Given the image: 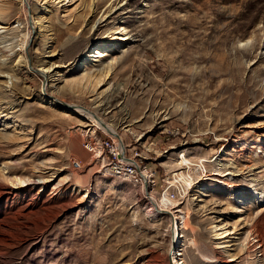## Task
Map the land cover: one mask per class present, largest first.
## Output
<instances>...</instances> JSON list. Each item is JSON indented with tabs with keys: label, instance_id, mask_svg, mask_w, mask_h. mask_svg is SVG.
Returning a JSON list of instances; mask_svg holds the SVG:
<instances>
[{
	"label": "rangeland",
	"instance_id": "rangeland-1",
	"mask_svg": "<svg viewBox=\"0 0 264 264\" xmlns=\"http://www.w3.org/2000/svg\"><path fill=\"white\" fill-rule=\"evenodd\" d=\"M12 2L0 33L28 32V70L64 66L59 94L24 66L7 83L14 55L0 44V264H264V0H122L94 29L90 0ZM57 101L166 149L149 163L157 189L176 176L188 188L180 241L172 216L143 209L82 147L97 125ZM202 207L235 230L228 246Z\"/></svg>",
	"mask_w": 264,
	"mask_h": 264
},
{
	"label": "bare ground",
	"instance_id": "bare-ground-1",
	"mask_svg": "<svg viewBox=\"0 0 264 264\" xmlns=\"http://www.w3.org/2000/svg\"><path fill=\"white\" fill-rule=\"evenodd\" d=\"M29 1V0H28ZM40 2L43 3V5H49L51 4L50 1L51 0H38ZM68 2H72L74 0H67ZM90 4H89V12H88V16L85 17L84 19V23L85 25H87L89 22V24H91L90 29H94L95 27L99 28L100 24L103 23L104 19L106 18V16L111 13L113 10H116L117 8L120 7L122 0H90ZM20 6L23 7L24 5L27 4V0H19ZM46 5V6H47ZM13 2L12 0H0V29H6L8 30L9 28L2 25V24H6L4 20L5 16L8 15V13L10 12V10L13 8ZM45 6V7H46ZM24 8V7H23ZM24 11L26 12V10L24 9ZM96 15L97 17H95L94 20H90V18ZM7 22V21H6ZM34 22L33 24L35 25L36 21H32ZM115 33H119V32H115ZM10 33H0V44H6L5 46L2 47V50L6 51V52H11L14 57L12 58V60L14 61V66H9L10 68H8L6 71H2L3 74L6 75L7 79L5 82L7 83H12L11 79L12 77H15L14 71L12 70L13 67L16 66H24L27 69V72H29V74H40L43 79L46 81V83L48 84L49 89L51 88L52 93L54 94H59L58 93V88H57V83L61 80H63V75L60 72L61 67H63L64 65H57V64H50V65H46L45 62L41 61L38 64V67L36 66H31V70H28L29 64L31 60V56L29 54L28 51V32L26 31L24 34H21L22 36H17L19 34H16L15 36H11V38L7 39V36ZM37 34V33H36ZM12 35V34H10ZM17 36V37H16ZM110 39H116L114 38V36H111ZM125 39V38H124ZM88 55L90 57H104L107 55L106 52H102L98 49H95L93 51V54H89ZM3 61V60H0ZM97 61V60H95ZM2 65L5 66V62H1ZM12 63V62H11ZM48 64V63H47ZM89 77H96V79H98V86H102L105 85L106 83V78L107 75L104 74V72H102L101 69H95L94 71L90 72L88 74ZM104 91H107V88L102 90L101 92L97 93V92H93L92 95H96L94 99H92V104H96V102L100 99L101 95L104 93ZM51 101L50 103H56L55 101H53L52 99H54V96H51ZM65 106L60 105V103L57 101V104H59L61 106V108L66 109L67 111H72L76 116L77 119L80 120V122L83 124H85L86 122H89L91 125H97V126H102V124H104V121L99 117L95 116L94 113H92L89 110H85L83 108H79L76 109V112L74 111L75 109V104H70L67 102ZM8 104V103H7ZM10 105L6 106L3 108V112L1 113V116H5L8 112L7 108H10L11 103H9ZM13 106H11L12 108ZM101 128V127H100ZM104 131H106L104 128H101ZM111 133V135L113 136H117L118 133H116L113 125H108L107 128ZM107 132V131H106ZM109 133V132H107ZM139 136V135H137ZM178 164H175V166ZM230 172H227V174H229ZM206 175V174H205ZM225 175V174H224ZM176 180H180V184H182V189L185 193H187L188 188L186 187L185 183H183L182 179H179L178 176H176ZM203 179V178H201ZM174 180V181H176ZM23 180H17V182H21ZM173 181V182H174ZM170 185V184H169ZM172 185V184H171ZM169 188H166L164 190H162V192H159L158 194H150V198H148V204H149V208L150 210H147V212L151 213L153 216H156L157 214L163 213V214H169V222L171 224H173L172 226L170 225V231L171 233H175L176 238L178 241H180V236H179V231H178V223L181 222V224H185V218L182 217V215L184 214L183 211L178 207L179 206V202L177 203L176 200L171 201L168 200L166 197V191ZM190 191V189H189ZM161 193V194H160ZM216 205H220L219 202H215ZM203 208V207H202ZM145 209V208H143ZM159 209V210H158ZM209 210V209H208ZM206 209L203 208L201 209V215H205L206 216ZM210 211H213L211 213H216V207H212L210 209ZM207 219H209L210 225V229L212 232H214V236L215 239H219L222 240L220 241V243H222V245H219L218 248H223L225 246H228L226 243H228V237L231 234H235V230H231L228 228H225V226H227V223H223V219L222 218H212L209 216H206ZM173 221V223H172ZM172 227V228H171ZM231 257L228 261H233L235 255L234 254H230ZM246 264H258L257 261H249L246 262Z\"/></svg>",
	"mask_w": 264,
	"mask_h": 264
},
{
	"label": "built area",
	"instance_id": "built-area-1",
	"mask_svg": "<svg viewBox=\"0 0 264 264\" xmlns=\"http://www.w3.org/2000/svg\"><path fill=\"white\" fill-rule=\"evenodd\" d=\"M177 133L178 128L173 130V134ZM81 144L86 151L104 163L109 175L127 181L130 185L136 187L139 199L144 201L143 208L150 210L147 202L150 194H156L158 191L162 192L163 186L157 189L153 180L156 170L149 162L155 163V157L160 153H165L166 149L159 151L151 140L140 141L139 136L133 137L129 142H125L120 134L113 136L100 128H98L97 133L92 128ZM72 164L79 167L77 162H72ZM172 187L166 191L167 199L176 200L181 204L185 201L187 193L183 191L182 184L177 180ZM163 216L166 215L163 214ZM182 229H184V225L180 222L178 223L179 235L182 234Z\"/></svg>",
	"mask_w": 264,
	"mask_h": 264
},
{
	"label": "water",
	"instance_id": "water-1",
	"mask_svg": "<svg viewBox=\"0 0 264 264\" xmlns=\"http://www.w3.org/2000/svg\"><path fill=\"white\" fill-rule=\"evenodd\" d=\"M60 105H62V106H65V105H66V103H64V102H61V103H60Z\"/></svg>",
	"mask_w": 264,
	"mask_h": 264
}]
</instances>
